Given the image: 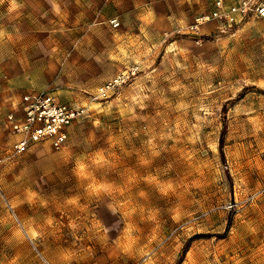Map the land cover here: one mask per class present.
Returning <instances> with one entry per match:
<instances>
[{
  "label": "rangeland",
  "instance_id": "1",
  "mask_svg": "<svg viewBox=\"0 0 264 264\" xmlns=\"http://www.w3.org/2000/svg\"><path fill=\"white\" fill-rule=\"evenodd\" d=\"M215 1L0 0V264H264V19ZM44 90L86 111L18 154Z\"/></svg>",
  "mask_w": 264,
  "mask_h": 264
},
{
  "label": "built area",
  "instance_id": "2",
  "mask_svg": "<svg viewBox=\"0 0 264 264\" xmlns=\"http://www.w3.org/2000/svg\"><path fill=\"white\" fill-rule=\"evenodd\" d=\"M254 15L264 19V3L260 0H240L233 4H228L225 0H216L215 9L207 15L197 17L188 27V32L200 37V27L206 23L216 21L221 25L232 27ZM135 72L116 76L99 87L98 95L106 98L109 94H113L130 81ZM85 111V108H72L59 104L52 93L46 90L25 95L22 99L21 118L10 116L12 130L18 137L14 144L15 152L23 153L31 142L42 139H52L60 148L67 138L64 128L81 117Z\"/></svg>",
  "mask_w": 264,
  "mask_h": 264
},
{
  "label": "crops",
  "instance_id": "3",
  "mask_svg": "<svg viewBox=\"0 0 264 264\" xmlns=\"http://www.w3.org/2000/svg\"><path fill=\"white\" fill-rule=\"evenodd\" d=\"M238 1H240V0H238ZM238 1H237V2H238ZM234 3H236V2H234ZM228 4H233V3H228Z\"/></svg>",
  "mask_w": 264,
  "mask_h": 264
}]
</instances>
